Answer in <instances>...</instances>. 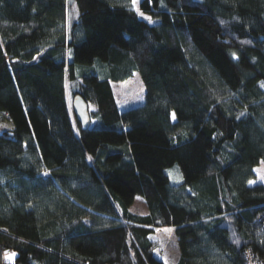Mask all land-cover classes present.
Returning a JSON list of instances; mask_svg holds the SVG:
<instances>
[{"label":"trees","instance_id":"obj_1","mask_svg":"<svg viewBox=\"0 0 264 264\" xmlns=\"http://www.w3.org/2000/svg\"><path fill=\"white\" fill-rule=\"evenodd\" d=\"M131 2L0 0V264H264V0Z\"/></svg>","mask_w":264,"mask_h":264},{"label":"rangeland","instance_id":"obj_2","mask_svg":"<svg viewBox=\"0 0 264 264\" xmlns=\"http://www.w3.org/2000/svg\"><path fill=\"white\" fill-rule=\"evenodd\" d=\"M141 0H136L131 2V7L144 19H148L147 16L142 15L139 12V2ZM71 3L72 0H69ZM77 18V8L75 4L69 7L67 12V24L69 26L70 22ZM113 93L115 101L119 111H124L133 107L139 106L144 101L145 89L141 77L138 73H134L133 76L121 82L118 85H113ZM67 102L69 107L72 106V99L69 92L67 93ZM72 111V108H71ZM73 113V112H72ZM4 126H6L4 124ZM166 173L170 179V183L173 185L181 183V175L177 165L166 170ZM256 178L251 181V185L263 184L264 185V163L261 162L255 168ZM130 211L136 214L144 215L146 213V207L141 198H136L135 202L130 207ZM151 240L155 244L154 255L163 263L167 261V264H175L178 259L179 249L177 241L173 235V229H162L158 231L155 235H151ZM15 255L13 253H8L6 259L8 261H13Z\"/></svg>","mask_w":264,"mask_h":264},{"label":"water","instance_id":"obj_3","mask_svg":"<svg viewBox=\"0 0 264 264\" xmlns=\"http://www.w3.org/2000/svg\"><path fill=\"white\" fill-rule=\"evenodd\" d=\"M72 112L82 129L89 127V106L80 95H75L72 100Z\"/></svg>","mask_w":264,"mask_h":264},{"label":"crops","instance_id":"obj_4","mask_svg":"<svg viewBox=\"0 0 264 264\" xmlns=\"http://www.w3.org/2000/svg\"><path fill=\"white\" fill-rule=\"evenodd\" d=\"M4 124L6 125V126H4ZM11 127H12V125L10 124V122H7V121H5V122H3V123H1L0 124V131H2V130H7V129H11ZM135 202V201H134ZM147 212V211H146ZM145 214V213H144ZM150 238H151V236H150ZM178 260V259H177ZM176 260V261H177ZM176 263V262H175Z\"/></svg>","mask_w":264,"mask_h":264},{"label":"built area","instance_id":"obj_5","mask_svg":"<svg viewBox=\"0 0 264 264\" xmlns=\"http://www.w3.org/2000/svg\"><path fill=\"white\" fill-rule=\"evenodd\" d=\"M247 259H248V260H247V263H248V264H259V263H256V262L254 261V259L252 258V256L248 257ZM3 264H7V263H3Z\"/></svg>","mask_w":264,"mask_h":264},{"label":"snow or ice","instance_id":"obj_6","mask_svg":"<svg viewBox=\"0 0 264 264\" xmlns=\"http://www.w3.org/2000/svg\"><path fill=\"white\" fill-rule=\"evenodd\" d=\"M136 2V0H133V3H135ZM147 19V18H146ZM151 22V21H150ZM262 86H264V85H262ZM251 183V182H250ZM165 264H167V261H165Z\"/></svg>","mask_w":264,"mask_h":264}]
</instances>
